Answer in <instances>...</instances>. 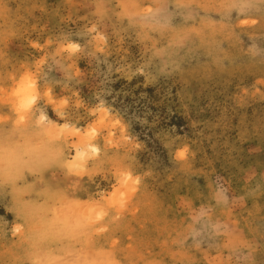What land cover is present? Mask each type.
<instances>
[{
	"label": "rangeland",
	"instance_id": "obj_1",
	"mask_svg": "<svg viewBox=\"0 0 264 264\" xmlns=\"http://www.w3.org/2000/svg\"><path fill=\"white\" fill-rule=\"evenodd\" d=\"M0 264H264V0H0Z\"/></svg>",
	"mask_w": 264,
	"mask_h": 264
},
{
	"label": "trees",
	"instance_id": "obj_2",
	"mask_svg": "<svg viewBox=\"0 0 264 264\" xmlns=\"http://www.w3.org/2000/svg\"><path fill=\"white\" fill-rule=\"evenodd\" d=\"M120 90L116 102L123 106L128 113L145 116L147 119L157 117L159 124L182 125V119L176 114H168L165 105L159 103L158 89L153 86H135L134 82L120 81L113 85ZM151 133H148L150 135Z\"/></svg>",
	"mask_w": 264,
	"mask_h": 264
}]
</instances>
